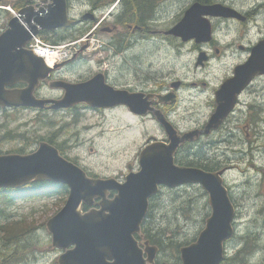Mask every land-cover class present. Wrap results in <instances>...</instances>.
<instances>
[{"label": "rangeland", "instance_id": "rangeland-1", "mask_svg": "<svg viewBox=\"0 0 264 264\" xmlns=\"http://www.w3.org/2000/svg\"><path fill=\"white\" fill-rule=\"evenodd\" d=\"M8 1L10 4L0 5V32L7 27L8 20L17 12L12 3L32 4L31 2L40 0ZM187 1L189 5V0H171L162 5L160 29L166 30L181 19ZM226 2L228 4L233 2L238 9L246 11L255 4L264 3V0ZM85 6L79 0H71V10L74 14L72 17L76 18V14L84 11ZM3 8H8L9 13ZM240 13L243 14L241 11ZM209 19L211 22L210 17ZM214 22L218 28L215 33L212 30V36L217 35L221 41L232 42L233 39L236 43L243 39L255 41L264 34V6L256 16L250 15L246 24L228 22L226 25L217 20ZM94 27L87 26L88 30ZM100 34V37L91 38L90 50L107 42L109 35L106 32ZM73 40H64L61 43ZM192 46V42L182 43L179 39L164 40L156 42L155 45L153 42L139 40L125 53L114 55L109 61L106 58L111 52L107 53L105 47H98L96 50L101 49L100 54L89 51L80 53L87 59H92L85 60L88 62L87 65L75 63L63 73L73 82L88 77L91 69L95 71L97 62L107 61L110 76L121 77L122 73L123 82L131 84H138L154 73L157 78L180 77L189 81L197 77H206L212 83H218L231 72L232 61L234 64L238 61V55L227 52V56L220 60L218 58L211 60L205 68L195 67L198 53L192 50ZM75 49L78 47L73 50ZM236 51L233 49L232 53L237 54ZM50 89L47 86V90ZM182 93L185 101H178V111L174 119L186 131L188 126L196 123V120L207 117L204 100L206 94L195 95L187 89ZM240 100L245 103H260L264 117V77L253 80ZM84 107L80 105L78 109L56 112L0 109V153H19L16 152L19 149L28 152L49 136L63 147L68 158L75 160L89 175L123 180L128 172V164L133 166V171L139 170L138 154L144 142L151 136H156L157 140L165 136L150 117H145L144 120L135 118L121 108L112 113L108 110H90ZM246 110L244 108V111ZM239 115L236 111L231 119L236 120ZM261 127L264 130V122L261 123ZM246 139L244 132L236 128L217 146L194 151L182 146L176 153V162L180 165L199 167L196 166L199 163L213 170L227 169L224 179L229 185L230 200L236 207L233 223L236 227V237L224 247L227 258L221 264H264V137L253 139L256 148L252 150L245 143ZM63 202L57 193L32 198L22 197L16 192L12 197L0 196V226L7 221L20 219L34 224V229L25 238L27 240L25 243L30 245L32 251L22 260L10 264H57L61 250L49 249L51 235L46 229L45 222L59 210ZM210 214L208 194L201 185L185 184L172 188L162 186L151 200L145 221L149 233L158 235L157 239L162 242V245L156 243L161 249L160 261L166 264H179V248L196 240ZM2 238L3 233L0 229V258L3 254ZM246 248L248 249L245 250Z\"/></svg>", "mask_w": 264, "mask_h": 264}, {"label": "water", "instance_id": "water-1", "mask_svg": "<svg viewBox=\"0 0 264 264\" xmlns=\"http://www.w3.org/2000/svg\"><path fill=\"white\" fill-rule=\"evenodd\" d=\"M87 16L89 14L84 17ZM209 17L244 19L233 7L194 2L166 33L183 41L206 42L212 36ZM77 22L68 14L67 0H41L38 7H23L8 20L7 28L0 33V107L44 108L48 105V108L58 110L78 104L94 109L124 104L134 114L145 115L148 108L143 101H137L139 93L106 84L100 73L80 82L51 80L50 88L64 90L60 99L34 96L33 91L39 82L47 79L60 64L47 66L41 57L25 47L26 44L40 30L53 31ZM205 59L204 52H201L197 63ZM257 74H264V40L251 49L246 62L237 65L233 76L217 91L219 104L208 126H216L229 114L236 94ZM20 81L28 85L22 89L14 87ZM154 114L164 127L169 142L154 140L143 147L138 154L139 170L133 171L132 165L128 164L124 181L115 177L88 176L82 167L65 158L46 141H41L30 153L0 154V188L18 189L41 182L67 186L63 206L45 222L51 235V247L61 250L57 264H154L158 247L146 240L140 248L135 234L141 233L149 199L160 191V187L185 184L202 186L208 194L211 214L196 240L180 247L179 264L222 262L224 242L235 233L233 220L236 211L224 185L226 169L207 171L176 164L175 153L179 145L192 139L194 133L179 135L163 114L159 111ZM110 191L116 193L108 197ZM98 198V208L82 210L83 204L91 206Z\"/></svg>", "mask_w": 264, "mask_h": 264}, {"label": "flooded vegetation", "instance_id": "flooded-vegetation-1", "mask_svg": "<svg viewBox=\"0 0 264 264\" xmlns=\"http://www.w3.org/2000/svg\"><path fill=\"white\" fill-rule=\"evenodd\" d=\"M79 1L82 4L86 5V9L81 12L79 11L76 14L75 19L78 22L74 26V28H78L80 30L86 29L87 32L83 35L88 34V39L100 37V33L106 32V34L109 35V38L107 39V42L102 43L100 47H105L107 53L111 52V54H109L106 58L107 61L111 60L114 55H120L122 53H125L134 45V43L138 42L139 40L147 41L149 43L153 42L154 45L156 42L158 43L164 40L177 41L179 39L182 43L188 42H184L174 35L166 34L164 33V30L160 29V9L162 5H165L171 0H96L95 2H91L90 0ZM194 2H199L201 4L220 3L226 6L230 5V7H234V9L239 11V13L241 11L244 14H242L244 17L243 20L238 18L210 17L212 22L211 25L213 33H215L216 29L218 28L214 20H217L219 23H223L226 25L228 24V22L246 24L249 21L250 15L256 16L264 6V3H258L250 9L242 11L238 9L235 3L230 2L228 4L226 0H189V5ZM36 4L37 3H32L30 5ZM189 5L187 1L185 7H188ZM27 6L29 5L27 4L24 7ZM68 11L69 15L72 17V15L74 14L71 10V0H68ZM85 14H89V16L85 18ZM90 15L92 17H90ZM88 25H93V27H95L93 29L91 28V30H88ZM261 40H264V34L261 35V37H259L255 41L243 39L239 43H236L235 39H233L232 42H229V40L221 41L218 39L217 35L214 36V34L212 38L206 42H196L194 40H190L189 42L193 43L192 50L196 51V53L198 54L200 52H204L207 58L201 63H197L196 58L195 67L205 68L211 63V60L215 58H218L220 60L221 58L227 56V52L232 55H238V61L235 64L233 63V61L231 63V72L227 74L225 78H222L221 81L218 83H212L211 81L207 80L206 77H197L189 81H186L180 77L161 78L159 76V78H157L156 73H154L151 77L142 79V81L138 84H131L128 82H123L124 80L122 73H120L121 77H116V75H114V77L110 76V74L108 73L109 67L107 61L97 62L95 71L91 69L92 72L90 71L91 74L89 73L88 77L76 79V81L73 82L83 81L97 73H100L103 74V79L106 84L116 89H124L131 93H139L140 95L136 97L137 101H143L146 107L148 108V112L145 115L134 114L124 104L117 105L108 109L95 110H108L113 113L116 109L121 108L130 116L135 118L144 120L145 117H150L153 119V121L158 124L160 130L164 133L163 127L156 121V116L154 114L155 111H159L161 114H163V116H165V118L169 122L173 124L174 128L177 129L180 134H183L185 132L194 133L192 139L183 142L179 146H187V149L189 151H194L195 149L199 150L203 147L210 148L217 146L219 143L225 140V137L227 135L232 134V132L236 128L244 132V135L247 138L245 143L248 145V148L252 150L256 148V146L253 145V139L257 137H264V130L261 127V123L264 122V117L262 115L260 103H245V101L240 100V97L245 91L248 90L249 86L252 84L253 81L251 82V84H249V86L245 88V90H243L240 94L236 96L237 101H235L231 111L226 117L222 118L216 126L213 124V126L210 127L208 126V124L218 107L219 103L217 101L216 95L217 91L221 87L222 82L225 79L233 76L234 68L237 65L246 62V60L250 56L251 49L256 46L257 43ZM178 45H176V49ZM233 49L237 50V54L232 53ZM85 51L86 49H79L70 58L61 61L60 65L50 73L49 77L46 80H41L39 84L35 87L33 91L34 96L39 99H58L62 97L64 94V90L62 89H50L52 91H56V93H50L51 91L47 90L48 81L51 79L70 81L66 76H64L63 71H65L66 68H69L75 63L87 65V61H92V59H87L84 55H80V53L84 54ZM90 52L100 54L101 49H93ZM262 77H264V75H257L254 77L253 80ZM27 85L28 84L26 82L20 81L19 83L15 84L14 87L22 89L25 88ZM185 89H187L189 92H193L195 95H203L204 93L206 94L204 96V100L206 101L205 110L207 112V117L205 119L204 117H202L201 120H196V123L188 126V129L186 131H184L183 128H181L177 121L174 119V115L178 111V101H185V97H183L182 93ZM78 108L79 106H75L72 107V109L65 110H73ZM244 108H246L247 110L244 111ZM15 109H34L42 112L55 111L46 107H18ZM236 111H238L240 115L236 120H233L231 118L233 117ZM206 129H208L207 132H205ZM155 137L151 136L150 138H148L144 142L145 144L143 145V147L150 141L158 139H156ZM159 140L164 142L168 141L166 135L160 137ZM113 194L114 192L111 193V195ZM234 228L236 230L235 225ZM235 237L236 231L231 238L225 241L224 247L228 243H230ZM137 238L139 240L138 244L140 247H142V240H151L150 237H146V233L144 234V238ZM150 243L153 244L151 241ZM160 252L161 250L159 249V252L155 257L154 264H166L160 261ZM226 258L227 252H225V257L223 260H226Z\"/></svg>", "mask_w": 264, "mask_h": 264}, {"label": "trees", "instance_id": "trees-1", "mask_svg": "<svg viewBox=\"0 0 264 264\" xmlns=\"http://www.w3.org/2000/svg\"><path fill=\"white\" fill-rule=\"evenodd\" d=\"M90 1L95 2L96 0H90ZM7 4H10L8 0H0V5H7ZM26 4L27 3L23 2L21 4L12 3L11 5L13 8L19 9ZM5 11L8 12L7 10ZM85 32H86L85 29L76 30L74 26H71L69 28H64V27L58 28L53 31L42 30L40 31V36L43 40L48 41L52 44H56L64 40L76 39L80 37L81 35H83ZM78 115L76 116V118L78 117ZM45 141L56 146L59 149L60 153L66 156L64 154L63 147L60 144H57L56 142H54V140L51 137L49 136L45 137ZM16 152L26 153L27 151L23 149H19V150H16ZM73 161L76 162L75 160ZM197 164L198 165L196 166L202 167L206 170H213L202 164H199V163ZM12 192L19 193L20 196L26 197V198H32L34 196L42 197V196H46L51 193H57L60 195V199L65 200L68 190L65 185L49 183V182H42V183L32 184L25 188L18 189L16 191L14 190ZM12 192L9 190L0 189V196H5L7 198V195H8L12 197L13 196ZM83 209H86V207L83 206ZM0 229H1V232L3 233V238L1 239V244H2L1 250L3 254L1 255L2 258H0V264H10L11 262H18L32 251L30 245L25 243L27 242L25 238L29 236L32 230L34 229V224L32 222H27L26 220H21V219L20 220H10V221L5 222L3 225H1ZM144 232L147 234L148 237L152 239L151 241L153 243H157V244L160 243L162 245V242L157 239L158 235L156 234L151 235L152 233L151 234L149 233L146 226L144 227ZM49 249H51V247H49Z\"/></svg>", "mask_w": 264, "mask_h": 264}, {"label": "built area", "instance_id": "built-area-1", "mask_svg": "<svg viewBox=\"0 0 264 264\" xmlns=\"http://www.w3.org/2000/svg\"><path fill=\"white\" fill-rule=\"evenodd\" d=\"M30 47L35 53L41 55L49 63L60 60L66 55L65 45H59V46L48 45L37 37L33 38Z\"/></svg>", "mask_w": 264, "mask_h": 264}, {"label": "bare ground", "instance_id": "bare-ground-1", "mask_svg": "<svg viewBox=\"0 0 264 264\" xmlns=\"http://www.w3.org/2000/svg\"><path fill=\"white\" fill-rule=\"evenodd\" d=\"M55 189V188H54Z\"/></svg>", "mask_w": 264, "mask_h": 264}]
</instances>
